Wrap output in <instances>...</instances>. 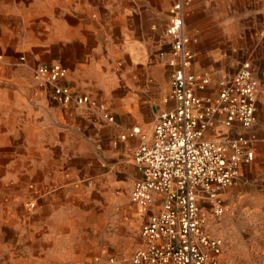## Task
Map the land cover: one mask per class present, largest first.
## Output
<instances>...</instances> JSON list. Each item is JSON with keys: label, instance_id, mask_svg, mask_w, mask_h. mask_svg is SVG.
<instances>
[{"label": "rangeland", "instance_id": "374dc122", "mask_svg": "<svg viewBox=\"0 0 264 264\" xmlns=\"http://www.w3.org/2000/svg\"><path fill=\"white\" fill-rule=\"evenodd\" d=\"M175 1L37 0L24 25L10 22L8 54H0L11 71L0 91V121L10 126V139L0 140V264H132L148 213L130 201L138 144L118 141L131 127L119 120L135 118L149 134L166 110L152 102L164 104L171 92L157 46ZM216 2L211 15L227 30L220 37L259 80L264 132V0ZM54 62L67 68L75 91L107 104L116 124L53 101L33 71ZM134 71L144 75L137 80ZM125 100H138L134 117L122 113ZM257 144L239 182L221 193L223 214L202 210L207 232L224 242L220 264H264V139Z\"/></svg>", "mask_w": 264, "mask_h": 264}, {"label": "built area", "instance_id": "2783aa9c", "mask_svg": "<svg viewBox=\"0 0 264 264\" xmlns=\"http://www.w3.org/2000/svg\"><path fill=\"white\" fill-rule=\"evenodd\" d=\"M195 1L176 0L171 6L165 31L170 51L159 53L170 69L175 106L157 115L151 138L138 127L118 137L121 142L139 140L133 160L140 177L133 183L130 201L148 213L132 264H220L224 242L207 232L203 204L216 215L223 214L221 193L239 182L242 166L254 159L243 139L224 144L204 137L218 114L224 115L228 127L237 122L245 129L252 128L257 123L260 83L250 64H245L215 98L201 95L209 80L190 72L194 54L186 31V11ZM20 60L25 64V58ZM33 72L36 79L49 85L56 103L80 106L101 121L116 124L104 102L62 83L68 70L61 63L40 64Z\"/></svg>", "mask_w": 264, "mask_h": 264}, {"label": "crops", "instance_id": "0c3cea01", "mask_svg": "<svg viewBox=\"0 0 264 264\" xmlns=\"http://www.w3.org/2000/svg\"><path fill=\"white\" fill-rule=\"evenodd\" d=\"M36 2L37 0H0V54H2L3 56H6L8 54L6 48L7 42L5 37L9 34L10 22L12 20L18 22L19 27L21 25H24L26 22V12L28 5H32V3H36ZM213 4L215 6L211 7V5ZM217 7L218 6L216 1L208 2L207 0H203V1L197 0L196 3L191 8H188L186 11V31L191 39L190 48L194 54V61L190 68V72L198 76H203L209 80V85L207 89L204 92H201V95L211 98H215L218 95L219 91L221 90L222 85L230 82L232 78L239 72V70L245 64H250L249 62H245L239 68L238 64H236V61L234 59V55H232L234 53L232 48L230 47V42L228 37H226L225 35L222 38L220 37L223 34V32L225 33L226 26L221 21L216 20V18L211 15L212 12L211 9L214 11L217 9ZM120 26L121 27L123 26V21H121ZM138 29H140V27L134 24V37L141 39L142 33L139 32ZM150 36H151L150 34L146 33L143 30V36H142L143 38H150ZM163 36H164L162 39L163 41L161 40L162 42L160 41L159 46H157L158 54L162 51L164 52L170 51V47L166 43L165 32ZM161 62H162L161 70L164 71V74L169 73V79H170V69L166 66V64L162 60ZM134 69H139V61L136 60L135 58H134ZM10 74H11L10 65L5 61L0 60V91H2L4 87L3 86L4 79H9ZM143 75L144 74L141 73L140 71H134V77L137 80L140 78V76ZM62 83L70 88L74 86V84L68 80ZM138 103H139L138 100H131L129 102H126L125 100L122 104L123 105L122 113H125L126 116L134 117L133 108ZM152 103L157 107L160 106L162 107L163 105V107L166 110H169L175 106V101L171 97V92L169 94L168 99H166V101L164 102V104H162L163 103L162 97L160 99L154 100ZM108 108L111 111V113L114 115L115 120L117 122V118H116L117 116L112 112V109L109 106ZM224 119L225 118L223 114H218L216 116L213 125L210 128H208L204 134L205 139H214L224 144H227L228 142L231 141H237L243 139L248 142L249 148L252 151L254 148L257 147L258 145L257 143L263 141L264 132L260 130L259 128L260 126L258 123H256L250 129H245L237 122L234 123L232 126L228 127L225 125ZM119 122L126 127L131 126L129 128L138 127L141 129V127L139 126H133L135 122V118L131 119V121L128 122L123 120L122 121L119 120ZM104 123L107 125H112L106 122ZM152 132L153 129L152 131H149V134H145L142 131V133L147 135L149 138H151ZM4 138L10 139V126L8 122L0 121V140ZM128 141L129 142L131 141L130 146H135L137 144L139 146L138 139H129L123 142H128ZM67 146L69 145L67 144ZM137 147H135V149ZM229 152L232 153V150L229 149ZM243 167L244 166H242V168ZM203 206L205 209L210 208L209 205L206 203H204ZM141 243L142 241L140 238L138 247L141 245Z\"/></svg>", "mask_w": 264, "mask_h": 264}]
</instances>
